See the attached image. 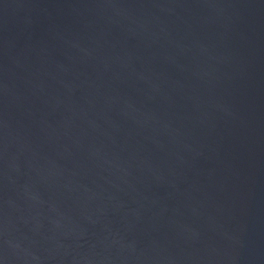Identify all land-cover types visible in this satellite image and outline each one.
<instances>
[{
    "label": "water",
    "instance_id": "1",
    "mask_svg": "<svg viewBox=\"0 0 264 264\" xmlns=\"http://www.w3.org/2000/svg\"><path fill=\"white\" fill-rule=\"evenodd\" d=\"M0 264H264V0H0Z\"/></svg>",
    "mask_w": 264,
    "mask_h": 264
}]
</instances>
